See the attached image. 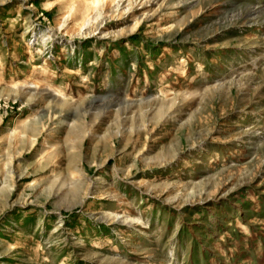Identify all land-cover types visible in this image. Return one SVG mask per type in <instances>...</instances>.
I'll list each match as a JSON object with an SVG mask.
<instances>
[{
    "label": "rangeland",
    "instance_id": "1",
    "mask_svg": "<svg viewBox=\"0 0 264 264\" xmlns=\"http://www.w3.org/2000/svg\"><path fill=\"white\" fill-rule=\"evenodd\" d=\"M64 6L0 0V264H264V0Z\"/></svg>",
    "mask_w": 264,
    "mask_h": 264
},
{
    "label": "bare ground",
    "instance_id": "2",
    "mask_svg": "<svg viewBox=\"0 0 264 264\" xmlns=\"http://www.w3.org/2000/svg\"><path fill=\"white\" fill-rule=\"evenodd\" d=\"M62 0H57V2H61ZM64 1V0H63ZM98 2V0H94V1H88V0H65V6H64V10H71L72 13L76 12V9L78 6H80V4L82 5L83 3L88 5V6H92L94 4H96ZM34 73V72H33ZM33 73H29L26 77V79L21 82V84H27L29 83V81H31V77L33 76ZM34 85L36 87H47L48 88V84L41 80V79H34ZM19 132L16 134L17 136H19ZM49 147V146H48Z\"/></svg>",
    "mask_w": 264,
    "mask_h": 264
}]
</instances>
